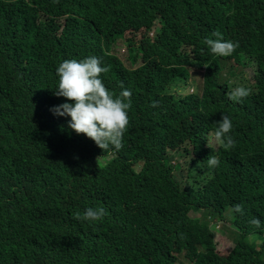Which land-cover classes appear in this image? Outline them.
<instances>
[{
    "label": "trees",
    "instance_id": "trees-1",
    "mask_svg": "<svg viewBox=\"0 0 264 264\" xmlns=\"http://www.w3.org/2000/svg\"><path fill=\"white\" fill-rule=\"evenodd\" d=\"M215 31L239 42L231 56L204 43ZM90 55L110 66L109 90L119 94L123 82L132 93L119 150L104 152L50 111L66 100L54 95L58 65ZM240 66L252 70L240 82L252 94L234 102ZM192 71L198 92L184 93ZM223 113L234 124L231 150L207 145ZM182 150L191 161L219 158L203 187L176 179ZM88 207L108 215L71 218ZM228 212L237 235L225 252L210 219ZM256 239L264 240V0H0V264H180L182 253L186 264H264Z\"/></svg>",
    "mask_w": 264,
    "mask_h": 264
},
{
    "label": "clouds",
    "instance_id": "clouds-1",
    "mask_svg": "<svg viewBox=\"0 0 264 264\" xmlns=\"http://www.w3.org/2000/svg\"><path fill=\"white\" fill-rule=\"evenodd\" d=\"M59 3V0H53ZM213 38H208L204 43L216 56H231L239 47L238 41L224 39L223 35L215 31ZM102 57L90 55L83 59H64L56 68L59 84L54 95L66 98L65 102L53 106L50 111L57 116H68L69 127L76 134H85L92 139L104 152L111 149L119 150L123 147L125 133L131 126L128 112L131 108V90L124 88L119 94L109 90L103 82L102 74L110 71V66H102ZM207 66V65H205ZM246 78V77H245ZM252 94V89L245 84H237L228 92V97L234 102H242ZM71 101V102H69ZM152 107H159L158 101L152 102ZM216 128L206 137L208 147L213 144L225 150L236 146V141L231 135L234 128L232 119L222 114V119L215 122ZM220 160L215 155H210L206 160L208 169L216 168ZM233 210L243 214V206L236 204ZM108 215L104 207H88L83 212L77 210L71 213V218L77 221L99 222ZM251 224L260 227V220L253 219Z\"/></svg>",
    "mask_w": 264,
    "mask_h": 264
},
{
    "label": "rangeland",
    "instance_id": "rangeland-1",
    "mask_svg": "<svg viewBox=\"0 0 264 264\" xmlns=\"http://www.w3.org/2000/svg\"><path fill=\"white\" fill-rule=\"evenodd\" d=\"M161 25H162V22L158 20L156 25H155V30L152 33L153 35L160 31ZM121 45L123 46L124 44H121ZM125 50L126 49H123V52H122L121 47H118V49H117V53L119 55H121V57L123 59H124V54L127 53V50H126V52H124ZM238 69L242 70L246 73L247 79L252 80L253 74H252L251 68H249L247 66H243V67L240 66ZM246 78L237 77V78H235V80L239 82L237 84H242L240 82L241 81L245 82L247 80ZM187 82H188V84L185 86V88H183L184 93H192V92L196 93V92H198L200 80H199L198 76L196 75L195 71H192V74L189 77V79L187 80ZM113 158H114V156L99 157L98 160H99L100 164L105 165V164L109 163ZM173 163L177 166V170L175 172V177L181 183V185L183 187H188V186L196 187V188L203 187V185L213 175L212 170L208 169L206 167L205 162L191 161V159L185 155L183 150L180 153H177L175 155V160ZM192 215L202 217L203 211L202 210L201 211H194L192 213ZM231 220H232V215L230 214V212H228L226 214L224 220L215 222L213 220V218L210 219V221H211L210 226H211L212 230H214L217 234L216 240L218 243V247L220 248L219 250H221V251L227 252L226 250H228L230 246H233L232 239L235 238L237 235L236 230L228 224V222H230ZM256 240L258 242V239H256ZM263 243H264V240L263 241L260 240L258 242V245L260 248L264 246ZM185 259H186V257L182 253L178 257V262H180V264H186Z\"/></svg>",
    "mask_w": 264,
    "mask_h": 264
},
{
    "label": "bare ground",
    "instance_id": "bare-ground-1",
    "mask_svg": "<svg viewBox=\"0 0 264 264\" xmlns=\"http://www.w3.org/2000/svg\"><path fill=\"white\" fill-rule=\"evenodd\" d=\"M154 179V178H153ZM153 179H151V180H153ZM155 180V179H154ZM150 182V181H149ZM152 182V181H151Z\"/></svg>",
    "mask_w": 264,
    "mask_h": 264
}]
</instances>
